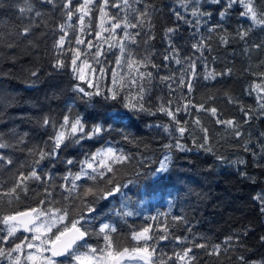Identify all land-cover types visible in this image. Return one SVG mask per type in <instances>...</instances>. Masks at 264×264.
Returning <instances> with one entry per match:
<instances>
[{
    "label": "trees",
    "instance_id": "16d2710c",
    "mask_svg": "<svg viewBox=\"0 0 264 264\" xmlns=\"http://www.w3.org/2000/svg\"><path fill=\"white\" fill-rule=\"evenodd\" d=\"M112 2L109 0L105 8L109 15L103 23L104 29L111 27L108 22L111 16L119 19L125 14L112 7ZM146 2L152 6L154 27L150 30L154 38L147 44L144 42L149 31L147 25L143 30L128 29L130 33L141 32L133 44L123 39L122 28L114 34L101 30L97 9L102 6V0H96L84 25L77 19L80 13L69 20L59 2L53 7L41 0H31L34 9L42 13L35 17L34 12L21 15L17 5L23 6V0H0L3 5L0 6V33L16 45L0 47V95L12 99L11 106L0 108V133L6 134V138L13 133L26 134L24 144L0 150L14 162L0 166V220L31 208L67 207L69 221L81 215L86 218L81 224L90 232L87 242L97 249L103 248L105 241L104 234L96 233L107 223L116 228L110 235L120 248L142 244L133 240L132 235L146 227L154 237L166 235L168 239L160 240L156 250L158 255L163 254L167 264H186L174 254H182L189 248L192 250L189 256L195 257L192 264H259L264 260L261 239L264 213L254 197L264 194V109L260 107L264 104V28L241 16L240 5L230 9L221 21L218 15L221 6L203 0L202 9L212 16L202 18L201 26L193 28L177 20L172 11L176 9L191 20L192 5L185 12L182 0ZM80 3L82 0H72L73 8ZM256 5L258 10H264V0H256ZM218 23L223 28L210 32L209 28ZM29 24H33L29 35H9ZM61 24L65 26L63 31ZM169 27L178 29L171 41L178 50L177 58L182 61L179 65L173 59H163L164 55H172L165 35ZM248 29H251L248 35L240 39L237 31ZM62 35L65 44L59 47L56 42ZM222 36L228 40L227 44L221 41ZM201 37L207 45L202 54L191 47ZM77 39L84 43L76 44ZM119 42L125 45L124 56ZM88 43L93 46L87 47ZM254 45H259L258 51L253 50ZM77 49L81 55L76 67L87 70L88 77L94 76L100 95L88 97L73 91L77 85L87 92L96 91L72 70L71 61ZM128 51L133 53V59L151 53V61L158 67L149 64L147 68H140L141 72H151V79L141 80L134 69L128 68ZM188 57L196 62L195 78L186 71ZM58 59L64 67H55ZM85 60L89 67L83 65ZM33 71L38 75L32 77ZM210 72L216 74L215 78L206 79ZM181 74L185 83L191 80L190 92L181 86ZM164 76L173 79L161 80ZM133 79L137 83H130ZM112 92L116 93V100L110 99ZM141 94L143 101H140ZM105 96L109 99H104ZM141 102L149 111L131 112L124 107L125 103L139 106ZM161 105L171 109L176 119L159 111ZM211 108L217 110L216 115L209 111ZM114 114L123 118L115 120ZM65 115L70 119L79 115L89 125L99 123L111 130L65 149L55 161H42L36 167L42 180L26 179L11 193L10 189L19 183L17 177L31 171L34 157L28 149L43 147L46 142L50 144L53 129L41 126L42 118L47 116L58 125ZM217 120L233 121V126ZM178 127L185 128L182 135ZM177 142L190 150H179L175 146ZM201 144L204 148L199 147ZM109 147L126 159L117 162L98 156L94 166L108 165L112 171L98 168L106 175L95 181H76L79 189L69 193L71 177L68 180L64 177L69 172L78 173L80 162L87 156ZM207 148L211 151H206ZM166 156L170 157L169 161H165ZM69 158L74 161L72 165L64 163ZM162 163L167 164L164 172L159 171ZM45 172L52 176L51 180L43 176ZM109 179L121 186V192L99 199V190L112 187L107 182ZM25 186L27 192L22 191ZM88 187L97 195L84 196ZM89 207L95 211L89 212ZM125 211L133 215H123ZM8 227L0 223V237L6 236ZM26 235L18 232L7 243L0 242V247L7 249ZM228 237L233 240L226 244ZM153 243L149 241L150 245ZM199 244L206 247H196ZM216 245L220 248L213 254ZM0 264L9 262L0 258Z\"/></svg>",
    "mask_w": 264,
    "mask_h": 264
},
{
    "label": "snow or ice",
    "instance_id": "6c2138e0",
    "mask_svg": "<svg viewBox=\"0 0 264 264\" xmlns=\"http://www.w3.org/2000/svg\"><path fill=\"white\" fill-rule=\"evenodd\" d=\"M42 3H47L53 5L55 7L57 3H61L64 9V14L67 16L69 20L72 19L75 13H80L77 17L79 24L84 25L85 17L90 16L93 11V5L96 4V0H82V3L79 6L73 8L72 0H41ZM203 0H182V7L184 8L185 12L189 11V5H192L190 10V15L193 19H188L186 16L182 15L181 12L173 9V13L177 20H182L185 24L193 28H198L201 26V20L204 17L211 18L212 13L208 11H204L201 7ZM211 4L220 5L221 10L219 11L218 15L223 21L228 15L229 10L232 9L236 5H240L242 7V11L240 13L241 16L247 17L254 25L260 26L264 28V10H258L256 5V0H207ZM109 0H102V6H100L97 10L100 13V20H101V30L102 31H109L111 33H115V30L118 28H122L123 31V39L129 40L130 43H137V37L141 35L140 31L135 33H130L127 31L128 29H141L143 30L144 27L147 25L149 27V31L146 33L145 43L147 44L150 39H153L154 36L151 32L152 25V6L146 2V0H113L112 7L121 9L125 14L120 17L119 19L117 16L113 15L109 18L108 22L111 24L109 29L103 28V23L105 18L108 17V13L105 11V8L108 7ZM136 5H144L143 7H136ZM3 6V5H0ZM19 8V12L23 16L26 13H33L35 17H40L42 13L38 10L34 9V5L31 3V0H23V6L17 5ZM112 21H116L112 23ZM206 23V21H204ZM33 24H29L26 26H22L19 32L16 33H9V35L15 36H27L32 31ZM61 31L64 30L65 26L61 24L60 26ZM217 28H223V25L218 23L215 27H210L209 31L213 32ZM251 29L244 30V31H237V35L240 39H244L248 35V31ZM83 31V28H81ZM178 29L176 27H169L166 29L165 35L168 37L169 46L172 52V55H164L163 59L165 61L169 59H173L176 64H181V59L178 57V50L172 44L171 36L174 35ZM226 31V29H224ZM99 35V33L97 34ZM196 33H193L195 36ZM221 41L225 44L228 43V40L225 37L220 38ZM31 43V41H29ZM57 46L63 47L65 44V37L62 35L60 36L59 40L56 42ZM76 44H83L84 41L77 39L75 41ZM16 45L11 41H7L2 33H0V47H7V48H14ZM93 45L91 43L87 44V47L91 48ZM118 46L121 49V56L125 55V45L122 42L118 43ZM193 49L197 52L203 53V50L207 45L204 43V38L201 37L196 43L191 45ZM256 47H259L257 45ZM100 54V49L97 48V55ZM81 53L77 49L74 58L71 61L72 70L77 73V78L80 80H85L84 76V68H77L76 61L80 57ZM128 59L126 61L127 66L130 70L134 69L138 74L141 80L145 77L149 79L152 78L151 72H141L140 68H147L149 64L151 67L157 68L158 66L151 61V53L141 57L140 59H133V53L131 51L127 52ZM187 60L189 61L188 67L186 71L189 73L191 78H195V68L196 62L191 57H188ZM119 63V61H117ZM83 65L85 67H89L87 64V60L83 61ZM55 67L62 68L64 67L63 61L59 59L56 62ZM94 71V70H93ZM230 72V70H229ZM32 77L38 75L36 71L30 73ZM115 76V73L113 74ZM214 73H209L206 79L211 77L215 78ZM220 75H223L221 73ZM161 80H169L173 79L170 76H164L160 78ZM35 83V81H32ZM89 87H96V91L94 92H87L85 88L80 87L77 85L73 91L82 93L84 96L91 97L93 95H100L98 86H94L91 82H87ZM130 83L135 84L137 81L135 79L131 80ZM181 86L186 87L190 92L192 90L191 80L185 83L183 79V74H181L180 80ZM143 88L142 85H140ZM259 88L260 86L257 85ZM143 94L140 95V101H143ZM104 99H109L108 96H105ZM110 99L116 100L117 95L115 92H112ZM12 99L3 95H0V108L11 106ZM124 107L127 108L131 112L137 111H149L144 107V104L141 102L139 106L134 104L125 103ZM203 108V105L200 106ZM260 107L264 109V104H261ZM159 111L164 112L167 116L171 117L173 120L176 119L175 113L166 107H161L158 109ZM243 110V109H242ZM179 111V109H176ZM209 111L216 115V109L211 108ZM155 114V113H150ZM247 116L248 113H245ZM113 119L119 120L123 117L119 114H114ZM218 123L227 124L229 126H233V121H221L217 120ZM41 126L43 127H51L53 129L52 136L49 137V143H45L43 147L37 145L33 146L32 148L28 149L29 155L33 156L34 159L32 164L30 165L31 171L27 174H21L17 177L19 183H17L13 188L10 189L11 193H15L16 189L20 187V184L23 183L26 179H34L37 181L42 180V176L38 174L36 167L44 160L55 161L57 160L62 152L65 149L71 148L76 145H82V142L87 140H92L94 138H98L102 136V134L106 131H110L111 129L105 127L103 124H92L89 125L82 116L77 115L75 118H71L68 115H65L58 125L56 122L49 117L45 116L40 121ZM197 123H199L197 121ZM179 124V121H177ZM177 131L181 133V135L185 132L184 127H178ZM206 132L207 130L204 129ZM240 135L239 132L236 133ZM25 136L26 134H10L6 138V134L0 133V150L2 149H9L16 147L17 145H21L25 143ZM179 150L185 151L190 150L187 149L185 145L180 144L177 142L175 145ZM171 148V145L166 146ZM200 148H204V144L199 145ZM206 151H211L210 148L205 149ZM247 150V149H246ZM255 155V153H253ZM98 156L108 157L113 159L117 162H121L126 157L117 156L112 148H107L103 152L97 151L94 154L87 156L83 161L80 162V171L78 173H71L69 172L64 179L68 180L71 177V187L67 188V191L71 193L74 190L79 189V185L76 181L81 179L87 180H97V178H102L106 175V172L103 170L98 171V168L103 169L107 168L108 172L112 171L111 166L100 164L98 166H94V161H96ZM170 157H165V161H169ZM14 162L13 160L0 152V166L4 165H12ZM67 165H72L74 163L73 159H66L64 161ZM239 163H244V161H239ZM91 170V171H89ZM167 170V164L162 163L160 165V172H164ZM44 177L51 180L52 176L45 172L43 174ZM109 184H112L111 179L107 181ZM22 191L27 192V187L25 186ZM121 192V186L112 184V187L107 191L101 189L99 190V199H107L108 197H112L117 193ZM93 195L96 196L97 193L93 190L92 187H88L84 190L83 195ZM51 194L49 193V196ZM18 198V197H17ZM257 201L261 204V212L264 213V194H258L254 197ZM89 212H94L95 209L89 207ZM123 215L131 216L133 213L131 211H125ZM44 219H41V218ZM69 218V210L67 207H49L47 209L42 208H31L30 210L16 212L14 215H8L3 217L0 220V223L8 225L7 234L6 236L0 237V242L7 243L9 238L16 237V234L20 231L35 233L33 236L28 237L24 236L20 239L19 242L14 243L13 245L9 246L7 249L4 247H0V258L7 260L9 264H22L21 258H24L25 264H128L129 261L135 262V264H167V261L163 258V254H157L156 245L160 240L168 239L166 235H161L154 237L151 234L150 228H144L142 231L135 232L132 235V239L137 242H143L142 244L138 243V246H134L131 248L128 247H117L112 239L110 233L116 232V228L110 224H103L99 232L96 233L104 234V241L105 245L101 249H97L96 247L91 246L87 242V237H89L90 232L87 228H85L81 221L86 220V218L81 215L78 218L74 217L71 221L68 220ZM55 229V231H53ZM245 234H247L245 232ZM179 239V238H177ZM238 239V237H236ZM264 240V237L261 238ZM233 240V237H228L225 243H229ZM149 241H154L155 243L149 244ZM38 242V243H37ZM196 247L204 248L206 245L199 244ZM25 248L29 249L27 254H25ZM220 245H216L214 249V253L218 251ZM35 251H31V250ZM191 248L186 249L182 254L175 253L176 259L185 260L186 264H192V261L195 260L194 256H189L191 252ZM13 253H16L14 256ZM168 259H171L169 257ZM243 260V257H240ZM259 264H264V260H261Z\"/></svg>",
    "mask_w": 264,
    "mask_h": 264
},
{
    "label": "rangeland",
    "instance_id": "374dc122",
    "mask_svg": "<svg viewBox=\"0 0 264 264\" xmlns=\"http://www.w3.org/2000/svg\"><path fill=\"white\" fill-rule=\"evenodd\" d=\"M257 45H254L253 46V50H255V51H258L259 50V47H256ZM84 76H85V80H87L88 82H91L94 86H96L95 85V81H94V76L93 75H90L89 77L87 76V70H84ZM91 88H93L94 90H96V87H91ZM102 163H105L106 161H101ZM41 219H44L43 217L41 218ZM53 231H55V229H53ZM20 232H23V231H20ZM25 234H27L26 236H28V237H31V236H33L35 233H27V232H24ZM38 243V242H37ZM29 251V249H27V248H25V254H27V252ZM31 251H35L34 249L33 250H31ZM21 261H22V264H25V262H24V258L22 257L21 258ZM128 264H135V262H131V261H129L128 262Z\"/></svg>",
    "mask_w": 264,
    "mask_h": 264
},
{
    "label": "water",
    "instance_id": "95a60500",
    "mask_svg": "<svg viewBox=\"0 0 264 264\" xmlns=\"http://www.w3.org/2000/svg\"><path fill=\"white\" fill-rule=\"evenodd\" d=\"M28 233V232H27ZM89 237H87V240H88Z\"/></svg>",
    "mask_w": 264,
    "mask_h": 264
}]
</instances>
